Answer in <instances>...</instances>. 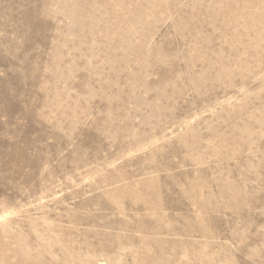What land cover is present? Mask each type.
Returning a JSON list of instances; mask_svg holds the SVG:
<instances>
[{
	"label": "rangeland",
	"instance_id": "rangeland-1",
	"mask_svg": "<svg viewBox=\"0 0 264 264\" xmlns=\"http://www.w3.org/2000/svg\"><path fill=\"white\" fill-rule=\"evenodd\" d=\"M0 264H264V0H0Z\"/></svg>",
	"mask_w": 264,
	"mask_h": 264
}]
</instances>
